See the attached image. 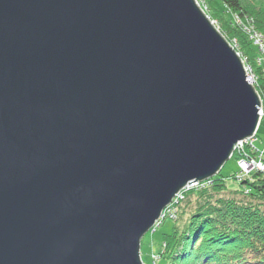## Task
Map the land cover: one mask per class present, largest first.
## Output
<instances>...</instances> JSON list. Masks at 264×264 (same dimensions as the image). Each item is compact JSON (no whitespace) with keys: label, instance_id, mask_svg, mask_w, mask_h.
Returning <instances> with one entry per match:
<instances>
[{"label":"water","instance_id":"1","mask_svg":"<svg viewBox=\"0 0 264 264\" xmlns=\"http://www.w3.org/2000/svg\"><path fill=\"white\" fill-rule=\"evenodd\" d=\"M261 105L198 0H0V264H146Z\"/></svg>","mask_w":264,"mask_h":264},{"label":"trees","instance_id":"2","mask_svg":"<svg viewBox=\"0 0 264 264\" xmlns=\"http://www.w3.org/2000/svg\"><path fill=\"white\" fill-rule=\"evenodd\" d=\"M198 1L252 68L264 101V61L259 64L251 39L254 31L264 36V0ZM245 147L251 158L264 156L254 141ZM234 155L239 167L234 179L240 188H230L219 173L184 191L175 217L162 220L173 219L174 224L163 234L159 260L151 264H264V171L242 174L239 161L244 156L237 151Z\"/></svg>","mask_w":264,"mask_h":264},{"label":"rangeland","instance_id":"3","mask_svg":"<svg viewBox=\"0 0 264 264\" xmlns=\"http://www.w3.org/2000/svg\"><path fill=\"white\" fill-rule=\"evenodd\" d=\"M256 135H257L256 138H254V145L261 151L264 149V120L261 121V125ZM236 155H233L224 164V166L220 171L221 176H224L226 178L228 186L232 189L240 188L239 182L234 179V174L239 172ZM179 203L176 204L175 207L171 208L172 210H175V212H173V217L177 214ZM173 224H174L173 219L167 218L163 222V224H161L159 227H157L156 229L154 228L151 229L150 231H148L147 234L144 235V237L142 238V247H141V255L144 263L151 264L153 259L159 260L157 251L161 247V240L163 234L170 232V229L173 227Z\"/></svg>","mask_w":264,"mask_h":264},{"label":"built area","instance_id":"4","mask_svg":"<svg viewBox=\"0 0 264 264\" xmlns=\"http://www.w3.org/2000/svg\"><path fill=\"white\" fill-rule=\"evenodd\" d=\"M251 39L259 51L258 62L260 64V62L264 61V36L262 34L256 32V31H254L251 33ZM247 66H248V71L250 72V74L252 76V81L255 84V78H254V75L252 73V68L249 65H247ZM261 102H262V105L260 107L259 114H260L261 121H262L264 119V101L262 100V98H261ZM254 138L255 137L240 141L237 145V152L239 154L242 153L243 154L242 156H244L239 161V166L241 168L242 174H249L251 171L257 170V169L264 171V160L262 159V157H264L263 155L261 157H258V158H253V157L251 158L249 155H247L245 153L246 144H250L252 146ZM208 181L209 180L201 182V183L200 182L193 183L192 185L187 186V188L185 190H182L176 196L174 201L163 211L161 218L159 219V221H157V223L155 224L154 227H156V228L159 227L162 223V220L167 215H170V216L172 215V217H173V212H175V210H172L171 208L175 207V205L178 204L184 198V191L189 190V189L194 188V187H199L200 184H203V183L208 182Z\"/></svg>","mask_w":264,"mask_h":264},{"label":"clouds","instance_id":"5","mask_svg":"<svg viewBox=\"0 0 264 264\" xmlns=\"http://www.w3.org/2000/svg\"><path fill=\"white\" fill-rule=\"evenodd\" d=\"M260 125H261V123H260ZM256 137V136H255Z\"/></svg>","mask_w":264,"mask_h":264}]
</instances>
